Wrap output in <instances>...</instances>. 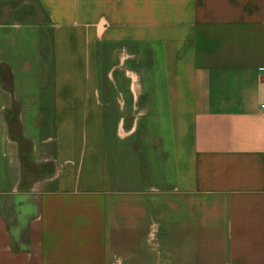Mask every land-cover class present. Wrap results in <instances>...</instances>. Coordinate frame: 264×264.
Returning a JSON list of instances; mask_svg holds the SVG:
<instances>
[{"label": "crops", "instance_id": "0c3cea01", "mask_svg": "<svg viewBox=\"0 0 264 264\" xmlns=\"http://www.w3.org/2000/svg\"><path fill=\"white\" fill-rule=\"evenodd\" d=\"M262 103L264 0H0V264H264Z\"/></svg>", "mask_w": 264, "mask_h": 264}, {"label": "trees", "instance_id": "16d2710c", "mask_svg": "<svg viewBox=\"0 0 264 264\" xmlns=\"http://www.w3.org/2000/svg\"><path fill=\"white\" fill-rule=\"evenodd\" d=\"M5 119H6V122L8 124L10 135H12V137H14V139L19 144L18 148L19 147L21 148V146L24 142V139L22 138L21 134L18 131L13 132V126L15 125V119H16V114H15L13 108H8L5 111ZM20 162H21V166H22V177H23V174L25 175L27 173L23 170V168L27 167V165L30 163V161L27 160L25 155L20 154Z\"/></svg>", "mask_w": 264, "mask_h": 264}, {"label": "built area", "instance_id": "2783aa9c", "mask_svg": "<svg viewBox=\"0 0 264 264\" xmlns=\"http://www.w3.org/2000/svg\"><path fill=\"white\" fill-rule=\"evenodd\" d=\"M260 108L264 109V103L260 104Z\"/></svg>", "mask_w": 264, "mask_h": 264}]
</instances>
